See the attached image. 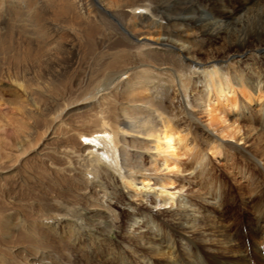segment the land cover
<instances>
[{"label":"bare ground","instance_id":"1","mask_svg":"<svg viewBox=\"0 0 264 264\" xmlns=\"http://www.w3.org/2000/svg\"><path fill=\"white\" fill-rule=\"evenodd\" d=\"M56 5L38 24V48L20 57L5 44L0 55L10 54L9 67L24 73L34 63L41 74L80 49L90 63L70 85L43 72L35 86L15 78L35 106L27 113L37 126L18 145L21 153L38 145L40 173L37 207L22 203L23 218H16L0 206V264H264V0ZM105 22L118 29L115 46L110 30L98 28ZM221 33L225 56L213 49L214 57L199 58ZM3 70L0 79L7 80ZM214 102L226 103L231 116L223 118L228 124L221 133L199 119L214 117ZM0 112L6 116L9 108ZM223 134L237 144L224 142ZM189 140L214 155H221L220 145L237 150L251 168L230 174L245 185L234 190L224 175L212 173L203 150L190 169L175 173V166L173 177L160 175L169 168L166 154L174 156Z\"/></svg>","mask_w":264,"mask_h":264},{"label":"rangeland","instance_id":"2","mask_svg":"<svg viewBox=\"0 0 264 264\" xmlns=\"http://www.w3.org/2000/svg\"><path fill=\"white\" fill-rule=\"evenodd\" d=\"M56 4H57V0H52V1L51 0H0V49H2L5 46V44H8V45L11 44L12 45L11 47H13V50H14L13 52L15 54L18 53V55L20 57L21 56L23 57L26 53H28V51L34 50V47L38 48V46L40 45L38 43L40 41H37V40H39L38 24L41 22V20L43 18H45L46 16L50 15L52 12H55L58 9ZM50 5L51 6L53 5V7H51ZM50 27L53 28L52 25ZM98 28L100 30H110L109 33L106 32L108 35V39H109L108 41L111 43L110 46L117 45L120 38H119V36H117V34H115V33H118L117 32L118 29L114 25L105 22L104 24H99ZM61 29L62 28H60V30ZM66 32L67 31L64 28L61 31V33H64V35L67 34ZM190 33L197 35V34H195L196 29H193L192 31H190ZM114 34H115V37H112ZM61 36L62 35L59 34V36L55 37V40L61 39ZM219 36L220 37L218 39H216L217 41H212L209 43L207 48L204 49V52H198L199 58H201L203 60H208V58H211L214 56L218 57V55H220V57L225 56L226 51L224 48H225L226 41L224 38V33H221ZM66 37L68 38V36H66ZM192 37H190V38H192ZM197 40L200 41V38ZM51 44H53V41L50 42V45ZM213 49H214L213 52L216 53V55H214V56H212V52H210V50H213ZM199 50H201V48H199ZM75 52H73V51L69 52V55H68V53L63 54L61 60L58 62V64L60 63L59 66H58V64H54V65L49 64V65H47V67H44L42 69L43 70L42 71L43 76L45 75V78L47 77L46 79H48V78L52 79L55 82V84H58L60 86L70 85V83H72V81L75 78H77L79 75H82L83 73H85V68L87 66L86 62L90 63V61H89L90 58L89 57L87 58L86 56H84L85 54H84L83 49H80V53L77 51L79 54L77 52L76 53ZM106 52L107 53L108 52L113 53L114 51L107 50ZM10 57H11L10 54L7 55L6 52L5 53L1 52L0 68L4 69L3 71H5L6 73L8 72V73L7 74L5 73V76H7V78H6L7 80L0 79V96L2 97V98H0V101H1L0 103L2 104L0 106V109L7 107V108H9V113L5 116V115L1 114V112H0V173H5V174H0V184H2V185H0V206H2V207L4 206L5 208H7V207L12 208L13 209L12 214L15 215L16 218H17V216L19 218L20 217L23 218L22 212L24 210H23L22 206H25V204L23 205L22 203H25L26 201H32V202L34 201L35 203H31V204H34L33 206L37 207V202L34 200V198H36V196H37V192L33 191V190H36V185H37V178L36 177L38 176L37 174L40 173V169H39L40 168V160H39V157L36 155L38 145L37 146H31L30 144H27L25 146V149H26L25 153H21L20 147L18 145V141H17L18 137H20L23 140V135H27L28 130L34 131L32 129L36 128L37 126L34 124L33 119L30 118V116L28 115L29 112L34 114L35 106L30 101H28L27 98H24L25 95L23 94V92L19 88V86H17V84L15 83V78L16 79L19 78V79H17V81L19 83H22V84L24 83L27 86H29V85L35 86L36 84H38V82H40L42 80V77H41L42 72L40 74L39 66L37 64H34V63L28 64V71H26L25 73L21 70L19 72H17L15 69L10 68L8 63L6 62L7 59H9ZM235 59H238V58H235ZM48 66H50V67H48ZM61 66H62V68H60ZM8 67H9V69H8ZM55 69H56V71H55ZM51 70H53V71H51ZM54 72H55V74H54ZM10 75H11V77H10ZM51 76H53V78ZM62 76H64V77H62ZM34 79H36V80H34ZM33 81H34V83H33ZM25 82H27L28 84ZM20 93H21V95H20ZM245 94H247V93H245ZM256 96H257V93H255V97ZM15 97L18 99H16ZM229 97H231V95H229ZM241 97L242 96H239V98H241ZM24 99H26L28 102L23 101ZM8 101H9V103H8ZM11 102H14V103H12L14 105V107H16V105L18 107L14 108L13 105H11ZM222 102H225V100H222ZM18 103H20V104H18ZM214 103H211V105H209L210 106L209 108H214V110H215L214 112H212V113H214L213 114L214 117L210 118V115L203 113V114H201V116H200L201 118H199V119H200L201 123H204V122L207 123L210 121L212 123L213 127L215 129H217L218 133H221V131H220L221 128L228 124V123H226V124L224 123L223 118L226 117L227 120H230L231 116L229 115L230 112H229L228 107L226 106V103H220V104L218 102L215 104ZM253 104H254V102H253ZM19 105L20 106L22 105V106L19 107ZM23 105L24 106L26 105L28 107L30 106V107L29 108L26 106L24 107ZM32 105H33V107H32ZM22 107L24 110L25 109L26 110L24 111L23 109H21ZM23 111L26 113L28 111L29 112L26 114V113H23ZM20 112H21V114H19ZM20 115L24 118H22ZM6 117L8 118L7 120L5 119ZM19 117H21L22 119ZM10 120H12L13 122H10ZM19 121H20V123H18ZM6 122L9 123V124L7 123L8 125L12 124V126H8L6 124ZM13 123H14V125H13ZM16 123H18V125ZM243 123H245V122L243 121ZM243 123H241V124H243ZM29 124H31V126ZM5 125H7V126H5ZM13 126H15V127H13ZM5 127L7 129H8V127H9V129L11 128L12 133L9 132L8 134H5L3 131V129H5ZM22 127H23V129H22ZM19 128H21L20 130H23V131L20 132V130H19L18 131L19 134H18L17 132H15V130L16 129L18 130ZM38 130H40V129H38ZM14 133H16V135ZM21 133H23V134H21ZM189 138H191V136H189ZM222 138L224 139L223 140L224 142L235 144V145L237 144L233 138H230L226 135H224ZM25 141H28V138L25 139ZM35 141H36V139H34L33 142H35ZM199 142L201 143V141H199ZM224 142L223 143L219 142V144H224ZM187 143H188V145L186 146V148L183 146H179L177 148V150L175 151L174 156H171L170 154H166V156L168 158L167 165L169 168L164 170V171H158V173L160 175L167 174L170 177H173L172 173H174L176 171V167L177 168L179 167L180 170H179V172H175V173H182L183 170L190 169L192 166L195 165L196 159L198 158V156H200L201 150H203V152L207 153V157L205 156L206 158L204 159V161H205L204 163L209 162V164H210L209 169L212 170L211 171L212 173H220L221 175H224L225 176L224 179L228 182L229 185H231L234 188V190H236V188H238V183H240L241 187L245 185V183H246L245 180L241 179L240 176H236V177H234L233 175L231 176L232 173H238L240 171L244 172L245 169H247V167L251 168V165L246 164L245 159H243L241 157L240 153L237 150L232 149L230 146L225 147V146L220 145V147H218V152L220 150L221 155H217V154L214 155L213 152L206 145H202V144L198 143V141H193V143L192 142L190 143V140H189V142H187ZM238 145L239 146H247V144L245 145L244 142H241V141L238 142ZM215 151H216V149H215ZM157 159H158L159 163H162L164 157L159 156V157H157ZM173 167H175V169H172ZM3 171H5V172H3ZM252 171H254V170H252ZM26 176H28V177H26ZM231 177H232V179H231ZM24 179H28L29 183L24 184V182H25ZM3 180H4V182H3ZM238 180H239V182H238ZM174 181L175 180L172 179L173 183H171V185H170V184H168V179H165V183L167 184V186L174 187L176 185V183ZM229 182H231V183H229ZM15 186H17V187H15ZM19 187L22 189H20ZM119 189H121L122 191H126V189H124V187H122V186H120ZM21 192H23V193H21ZM31 192H33V193L31 194ZM21 195H23V196H21ZM31 196H32V198H31ZM18 202L20 205L18 204ZM15 204H17V205H15ZM4 207L2 209H5ZM26 208H28V207H26ZM235 208H236V206H235ZM237 208L240 209V207H237ZM116 209L119 213L123 212L119 208H116ZM27 212H28V210H27ZM27 212H24V213H27ZM27 214H29V213H27ZM112 236L115 237L116 234H112ZM26 252L28 253V251H26Z\"/></svg>","mask_w":264,"mask_h":264}]
</instances>
